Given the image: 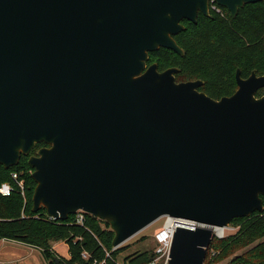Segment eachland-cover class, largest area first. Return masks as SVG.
Here are the masks:
<instances>
[{"label": "water", "instance_id": "95a60500", "mask_svg": "<svg viewBox=\"0 0 264 264\" xmlns=\"http://www.w3.org/2000/svg\"><path fill=\"white\" fill-rule=\"evenodd\" d=\"M264 0H0V166L28 158L32 212L108 223L113 249L160 218L164 264H204L213 228L263 211L264 76L213 100L148 55H183V20ZM58 263V261H56Z\"/></svg>", "mask_w": 264, "mask_h": 264}, {"label": "trees", "instance_id": "16d2710c", "mask_svg": "<svg viewBox=\"0 0 264 264\" xmlns=\"http://www.w3.org/2000/svg\"><path fill=\"white\" fill-rule=\"evenodd\" d=\"M221 10L222 15H199L195 24L183 20L184 30L174 36L183 55L159 49L149 53L147 66L156 64L159 72L178 69L174 75L176 83L200 80L198 91L213 100L229 97L236 91V70L242 79L252 72L264 76V1L244 5L234 18L224 8ZM263 95L264 88L256 93V97ZM42 147L45 145H36L8 170L0 166V186L9 183L12 187L10 196L0 195V240L38 249L46 264H117L125 249H113L114 233L107 222L82 213L80 225L76 224L75 215L66 221H55L43 208L32 212L35 183L27 161ZM13 174L16 179H12ZM230 226L236 228L235 234L222 239L213 237L204 264L219 263L264 238V199L262 212L233 219ZM55 242L67 245V258L54 251ZM154 251L152 248L135 252L126 256L122 264H164V259L157 260ZM228 264H264V241L233 257Z\"/></svg>", "mask_w": 264, "mask_h": 264}, {"label": "rangeland", "instance_id": "374dc122", "mask_svg": "<svg viewBox=\"0 0 264 264\" xmlns=\"http://www.w3.org/2000/svg\"><path fill=\"white\" fill-rule=\"evenodd\" d=\"M166 218H160L157 221H155L154 223H152L151 225H149L148 227H146L145 229H143L142 231H140L139 233H137L135 236H133L132 238H130L129 240H127L126 242H124L120 247H123L125 250L124 252H122L118 258H117V264H122L123 259L128 256L131 255L135 252H141L144 250H148V249H156L157 245L155 243V239H154V235L161 229V227L163 226L164 222H165ZM236 232V228L233 226H228V228H226L223 231V234L221 236H219V239L222 238H226L228 236H232L234 235ZM264 241L263 239L258 240L257 242H255L253 245L244 248V249H240L238 251H236L234 254H232V256H230L229 258L221 261V262H217L215 264H228L229 261L233 258V257H238L242 254H244L246 251L252 249L254 246L262 243ZM20 245V244H18ZM24 246H26L27 248H16V254H20L21 252L26 251V249L28 250L29 246L21 244ZM52 248L54 249V251L62 258H66L68 253H67V245L63 242H55L52 245ZM21 256H23V253H21ZM32 260V264H37L35 262V258H31Z\"/></svg>", "mask_w": 264, "mask_h": 264}, {"label": "built area", "instance_id": "2783aa9c", "mask_svg": "<svg viewBox=\"0 0 264 264\" xmlns=\"http://www.w3.org/2000/svg\"><path fill=\"white\" fill-rule=\"evenodd\" d=\"M209 8L211 11H213L215 13H219V15H222L221 8L218 7L217 5L211 3ZM12 179H16V176L14 174L12 175ZM18 186L22 189V183H19ZM11 192H12V187L9 183L1 184V186H0V195L1 196L8 197V196H10ZM82 218H83L82 213L77 212L75 214L76 224L81 225L82 224ZM169 219H172V218H166L161 229L154 235L155 243L157 245V248L155 249L154 253L157 255V260H163L164 259V263H165V260L168 256L172 236H173V233L175 232V230L178 227L187 228V229H194L196 227V225L192 222L186 221L187 223H175V221L180 222V221H184V220L173 219L175 221L170 222Z\"/></svg>", "mask_w": 264, "mask_h": 264}, {"label": "crops", "instance_id": "0c3cea01", "mask_svg": "<svg viewBox=\"0 0 264 264\" xmlns=\"http://www.w3.org/2000/svg\"><path fill=\"white\" fill-rule=\"evenodd\" d=\"M18 247L27 248L26 246L23 247L21 243L0 240V264H32L31 258L33 257L37 264H46L38 249L29 246L28 250L21 252L23 253V256H21V253L16 254L15 252Z\"/></svg>", "mask_w": 264, "mask_h": 264}, {"label": "bare ground", "instance_id": "6f19581e", "mask_svg": "<svg viewBox=\"0 0 264 264\" xmlns=\"http://www.w3.org/2000/svg\"><path fill=\"white\" fill-rule=\"evenodd\" d=\"M169 221L170 222H173V221H175V220H173V219H169ZM175 223H187L186 221H175ZM225 229H221V228H213V231H214V233L215 234H217V235H219V236H221L222 234H223V231H224Z\"/></svg>", "mask_w": 264, "mask_h": 264}, {"label": "flooded vegetation", "instance_id": "af4514ba", "mask_svg": "<svg viewBox=\"0 0 264 264\" xmlns=\"http://www.w3.org/2000/svg\"><path fill=\"white\" fill-rule=\"evenodd\" d=\"M209 7H210V5H209ZM212 12H213V11H211L210 8H209V10H208V13H209V14H208V15L211 16V13H212ZM221 12H222V10H221ZM216 14L219 15V13H216ZM198 16H199V15H198ZM209 16H208V17H209ZM197 18H198V17H197Z\"/></svg>", "mask_w": 264, "mask_h": 264}]
</instances>
